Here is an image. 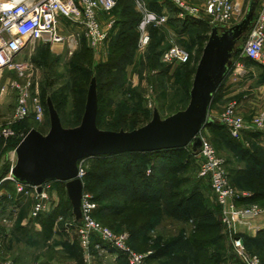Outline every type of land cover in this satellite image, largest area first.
<instances>
[{
  "label": "rangeland",
  "instance_id": "obj_1",
  "mask_svg": "<svg viewBox=\"0 0 264 264\" xmlns=\"http://www.w3.org/2000/svg\"><path fill=\"white\" fill-rule=\"evenodd\" d=\"M187 1L202 9L197 17L181 16L179 9L168 0H129L133 13L138 15L137 22L124 25L123 22L115 21L113 18L114 22L109 34L99 44H91L82 29L74 27V31L78 34V45L72 53L65 44L59 43L45 45L37 41L32 46L26 47L18 57L20 61L27 63L25 69L18 71L17 68L10 66L0 70V88H4L0 96V129L8 127L19 136L29 128H35L45 134L50 126L47 101L50 100L52 93L61 90L67 94V106L59 113L60 122L64 127L76 126L77 114L73 107V91L76 88H84L88 91L92 82L97 97L101 96L104 100L103 123L99 127L101 129L131 130L146 124L152 118L154 111L164 118L185 108L189 101L194 72L205 44L213 36L219 38L224 30H228L225 24L209 21L203 11L206 0ZM261 1L254 0L257 10ZM250 2L251 0L244 1L242 12L236 17L238 21L244 17ZM144 8L164 15L166 20L158 25H149L147 28L149 41L141 45L138 22ZM249 30L250 27L240 37L238 43L240 52ZM171 45H178L188 52L189 60L186 64L174 65L161 59L162 52ZM80 69L91 71L89 85L75 80ZM26 85L30 100L34 97L39 98L45 109L42 122L34 119L31 107L25 118L22 120L15 118L19 89ZM42 90L46 93V106L41 100ZM258 133L256 132L255 135ZM201 136L214 146L217 155L223 160L230 177V184L238 194L241 204L250 201L248 191L243 189L248 182L241 179L240 174H236L242 166L244 167L239 145L241 148L245 138L239 139L238 145L222 129L212 126L204 128ZM9 142L10 139L4 138L0 132V193L2 194L0 238L7 236L11 239L12 253L13 250L20 252L22 247L20 222L29 216L34 197L27 196L21 204L20 200L17 201L18 210H15L13 201L6 200V193L12 191L11 183L6 177L9 176L10 167L16 161V154L12 156L13 146H10ZM187 147L191 155L187 168L182 171L177 170V166L167 158L166 153L164 156L153 153L123 154L112 158V161L118 163L109 167V170L115 171L116 174L100 186L99 195L103 199V208L102 211L97 212V221L115 233H128L125 229H118L119 225L124 226L128 222L124 223L125 219L122 218V223L118 220L121 217L113 216L110 210L120 209L126 213L127 204L136 195L142 194L146 196L145 201L150 209L138 223L148 221V225L133 234L130 246L136 251H144L140 239L143 234L149 236L151 239L149 248L158 251L159 257L148 264H193L196 240L204 241L206 253L209 254L206 261L208 260L210 264H245L242 256L234 248L231 236L224 228L223 233L214 237H201L193 220L181 214L175 207L180 197L195 188L201 189L205 195H212L215 200L208 179L198 176L201 163L200 146L190 144ZM94 161L92 158H86L83 161L84 168L94 170L93 166L96 163ZM53 194L58 202L56 207L59 205L62 212L59 213L58 219H63L55 224L59 226L62 224L63 227L65 221H77L70 215L72 206L66 202L67 195L56 184ZM208 199L214 204L215 209L216 200L212 202L209 197ZM125 200L127 204H124ZM94 203L97 205L95 201ZM259 203L264 206V203ZM29 220L31 223L34 221ZM250 221L251 219L234 222L232 234L245 236L246 253L262 257L264 236H257L258 231L254 230ZM70 228L72 238L57 235L51 241H42V244H37L35 248L47 252L51 244L65 242L66 239L67 244H71L77 240V235L75 228ZM104 259L101 258L100 262Z\"/></svg>",
  "mask_w": 264,
  "mask_h": 264
},
{
  "label": "built area",
  "instance_id": "obj_2",
  "mask_svg": "<svg viewBox=\"0 0 264 264\" xmlns=\"http://www.w3.org/2000/svg\"><path fill=\"white\" fill-rule=\"evenodd\" d=\"M168 1L179 9L183 17H197L202 10L187 0ZM244 1L206 0L203 11L210 22L226 24L241 14ZM117 2L118 0H0V70L10 66L17 68L18 71L25 69L27 63L20 61L18 57L26 47L32 46L37 41L45 45L65 44L72 53L78 45V34L74 31V27H80L91 44L103 42L114 22L113 18L105 23L103 19L111 17ZM165 20L164 15L142 9V17L138 25L139 43L145 45L149 41L147 32L149 25H158ZM242 55L264 68V0L261 1L250 27ZM161 59L166 63L183 64L188 62L189 54L178 45H171L162 52ZM3 91L4 88H0V96ZM30 107L34 119L42 122L45 109L39 98L34 97L30 100L26 85L19 89L15 118L20 120L25 118L29 114ZM238 107V102L231 100L222 108L218 116L219 122L230 136L243 139L246 133H264V111L246 119L239 112ZM202 130L198 134L201 156L198 176L208 179L220 207L221 223L231 236L237 253L242 256L245 264H262L257 255L246 253L243 240L232 234V230L234 222L253 220L264 212V208L254 203L246 206L236 205L239 196L230 184L224 162L217 155L214 146L201 136ZM0 132L6 139L13 137L20 141L24 136V134L16 135L8 127L1 128ZM16 145L13 147L12 156H15ZM84 160L78 163V178L82 183L85 174ZM6 178L11 183L12 191L6 193L5 197L6 200L14 202L15 210H18L16 203L21 197H34L29 212L31 219L36 220L40 215L52 211L57 206L58 202L53 194L56 181L44 182L38 191L37 186L14 178L11 171ZM95 208L92 194L85 191L83 186L80 218L77 220L74 216L77 221L63 223L65 229L73 227L76 230L77 241L83 252V264H97V256L105 258L110 252L123 254L128 264H148L149 252L136 251L128 244L127 233H115L99 223L93 216ZM62 220L58 219L57 222Z\"/></svg>",
  "mask_w": 264,
  "mask_h": 264
},
{
  "label": "water",
  "instance_id": "obj_3",
  "mask_svg": "<svg viewBox=\"0 0 264 264\" xmlns=\"http://www.w3.org/2000/svg\"><path fill=\"white\" fill-rule=\"evenodd\" d=\"M256 4L251 0L241 21L213 36L205 44L196 66L185 108L162 118L154 111L144 125L132 130H105L97 125V95L92 82L88 88L80 123L64 127L51 100L47 101L49 130L43 134L31 128L15 147L16 161L10 171L14 178L37 186L56 181L65 187L72 211L80 218L83 183L78 178L79 161L124 152H151L200 146L199 132L207 126L208 106L225 68L223 62L233 45L252 21Z\"/></svg>",
  "mask_w": 264,
  "mask_h": 264
},
{
  "label": "trees",
  "instance_id": "obj_4",
  "mask_svg": "<svg viewBox=\"0 0 264 264\" xmlns=\"http://www.w3.org/2000/svg\"><path fill=\"white\" fill-rule=\"evenodd\" d=\"M121 3H122V7L119 8V5H121ZM119 10H120L121 15L123 16L120 22H123L124 25H126V23L128 24L134 21L137 22L136 19L138 18L137 17L138 15H135L133 13L132 8L129 5V0H118L117 5L115 9L113 10L112 14L119 12ZM140 19H141V16L139 18V21ZM135 25L136 23L133 26L135 27ZM186 63H183V64H186ZM75 80L81 81L85 85H89L91 81V71L80 69L76 74ZM86 95H87V90L84 88H76L72 94L73 107L77 114V125L80 123V120H81V117L84 111ZM45 98H46V93L44 90H42L41 100H42V103L46 106ZM50 100L52 101L58 114L65 110L67 106V94L64 91L61 90V91L52 93ZM97 104H98L97 125L98 127H101L103 123V117H104V100L101 96L97 97ZM209 120L210 122L207 124V126L209 127L212 126L216 129H222L231 140H235L236 141L235 143H238L239 145V142H240L239 139H235L231 137L228 131L226 130V128L222 124H220L218 121L214 119H209ZM29 129H26L23 134L25 135ZM18 141H19L18 138L12 137L10 138L9 144L10 146L14 147L18 143ZM241 146L242 147L240 148V145H239V150L241 151V161L244 163V167L242 166L241 167L242 169H240V171L237 172L236 174H240L241 179L248 182L247 186L243 187V189L250 193V195H248V199L250 201H247L241 204L242 203L241 200L237 199L236 205L246 206L248 204L254 203L264 208V206L259 203V202L264 203V149L257 146L255 142L254 143L252 142L251 148L244 146L242 143H241ZM137 153H142V154L153 153L156 155L160 154L161 156H164V154L166 153L167 158H169L173 162L174 166H177L178 168L177 170H180V171L185 170L187 168L188 160L191 155L190 149H188V147L186 146V147H181V148H174V149L160 150V151L124 152V153H119V154H108V155L90 157L92 158V160H95L94 162L96 163L93 166L94 170L85 169V174L83 176V186H84L85 191L92 194L93 200L97 204L93 212V216L96 220H97L96 218L97 212L102 211V208H103V205H102L103 199L99 195L100 186L105 183V180H111L114 177V174H116L115 171H110L109 167L115 166V164H117L118 162L116 163V161L114 162V160L112 161L111 159L115 157L117 158L118 156L123 155V154H137ZM107 172H109L110 174H108ZM228 177H229V174H228ZM56 185H58V188H61L62 191H64V193L66 194L65 187L62 183L56 182ZM145 198L146 196L141 194V195H136V197H134L128 204L126 203V200H125L124 204H127V207L125 208L127 209V211L125 210L126 213H123L124 210H120V209L113 210L112 208L110 210L111 212L110 214H112L113 216L121 217L118 220L122 221L121 219L124 218L125 219L124 223H126L125 221L128 222L124 226L119 225L118 229H121V230L125 229L126 232H128L127 234H128V244L129 245H130V240H132L131 237L133 236V234L136 231H140L142 228L144 229L145 226L148 225V221L142 224L138 223L141 220V218L145 216V213L148 212V210L150 209L149 206L147 205L148 204L147 201H145ZM66 202L70 204L68 197L66 199ZM213 205L214 204H212L209 201L208 197L204 195L201 189L195 188L189 191L187 194L180 197L177 200L175 207L181 214L189 216L193 220L197 231L200 232V236L206 238V237H214L220 233H223L224 231L223 229L224 227H223V224L221 223V218H220V207L216 203V207L214 209ZM152 207H155V206H152ZM60 212L61 211L58 205V207H56L52 211L47 212L44 215H40L37 218L41 226V234L45 239L49 238L52 235L53 228L55 226V223L57 222L58 215ZM70 212H71L70 215L75 216L72 209L70 210ZM104 216L105 214L102 215V217ZM60 226L62 227V224ZM118 232H122V231H118ZM236 236L240 237L243 240V243L245 246V236L239 235V234ZM257 236H264V229L258 230ZM140 240H141V244L144 245L145 250L144 251L137 250V251L142 252V253L149 252L147 256L148 263L156 259L157 257H159L157 255L158 251H155L149 248L151 246L149 245V242L151 241L149 236L143 234ZM194 244H195V247L193 250V258H192L193 264H200V262H203L202 264H210L208 260L206 261V259L208 258L207 256L209 254L206 253L207 251L204 245V241L196 240L194 241ZM68 247L76 255L80 251V246L77 240L69 244ZM95 254L97 253L95 252ZM258 257L261 263L264 264V256L262 257L258 256ZM97 258H98V262H100L101 258L98 256ZM119 258L123 259L124 264H128L123 254L120 253Z\"/></svg>",
  "mask_w": 264,
  "mask_h": 264
},
{
  "label": "crops",
  "instance_id": "obj_5",
  "mask_svg": "<svg viewBox=\"0 0 264 264\" xmlns=\"http://www.w3.org/2000/svg\"><path fill=\"white\" fill-rule=\"evenodd\" d=\"M121 7L122 3L119 5V8ZM257 11L256 5L249 27H251ZM122 17L120 10L111 15V18H114L115 21H121ZM107 20V18H104V23ZM240 21L241 20L238 21V19L235 18L226 23L225 27L229 29L234 25H237ZM239 40L235 42L230 55L226 57L223 62L225 72L223 73L218 86L212 93L207 112L208 119L218 121L221 108L231 100L238 102L239 112L246 119H250L253 115L264 111V68L253 61H249L242 55V52L238 50ZM175 64L177 63H174V65ZM254 134L255 133H246L244 136L245 140L242 141V143L244 146L251 148L252 142H255L257 146L264 149V133H258V135ZM247 194L250 195L249 192ZM205 196L209 197L212 202L215 201L212 195ZM24 198L26 197L20 198V204L23 202ZM29 219H31L30 215L27 218H23L20 222V229L22 231V233H20V244L22 245L20 252L18 250H13L11 253V239L7 236L0 238V264L84 263L83 252L80 250L77 255H74L68 247L69 244L66 242L68 241L66 238H72L71 228L65 229L64 227L59 226V224H55L52 235L45 239L41 234V226L39 222L34 220L31 223ZM250 224L255 231L264 229V212L251 220ZM57 235L65 236L66 241L51 244V247H48L47 252L35 248L37 244L41 245L42 241H51ZM102 261L99 262V264H124L123 259L119 258V255L115 252H110V254Z\"/></svg>",
  "mask_w": 264,
  "mask_h": 264
}]
</instances>
